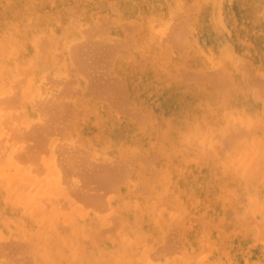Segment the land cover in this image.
Returning <instances> with one entry per match:
<instances>
[{
    "label": "bare ground",
    "instance_id": "bare-ground-1",
    "mask_svg": "<svg viewBox=\"0 0 264 264\" xmlns=\"http://www.w3.org/2000/svg\"><path fill=\"white\" fill-rule=\"evenodd\" d=\"M0 264H264V0H0Z\"/></svg>",
    "mask_w": 264,
    "mask_h": 264
}]
</instances>
